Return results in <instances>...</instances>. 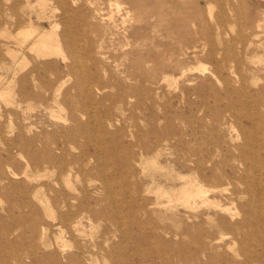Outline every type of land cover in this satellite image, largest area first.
<instances>
[{
	"label": "rangeland",
	"instance_id": "1",
	"mask_svg": "<svg viewBox=\"0 0 264 264\" xmlns=\"http://www.w3.org/2000/svg\"><path fill=\"white\" fill-rule=\"evenodd\" d=\"M0 31V264H264V0H0Z\"/></svg>",
	"mask_w": 264,
	"mask_h": 264
},
{
	"label": "bare ground",
	"instance_id": "2",
	"mask_svg": "<svg viewBox=\"0 0 264 264\" xmlns=\"http://www.w3.org/2000/svg\"><path fill=\"white\" fill-rule=\"evenodd\" d=\"M35 3V2H34ZM49 3H50V1H49ZM40 4V3H39ZM44 4V3H43ZM34 5V4H33ZM111 7V6H110ZM51 8V7H50ZM121 8V7H120ZM38 9H39V7H38ZM118 9V8H117ZM42 10H43V8H42ZM51 10V9H50ZM48 11V10H47ZM52 13H53V11H52ZM51 13V14H52ZM109 17V16H108ZM54 25V24H53ZM58 25V24H57ZM59 26V25H58ZM58 26H56L55 27V29L56 28H58ZM51 27V26H50ZM28 30V29H27ZM232 30V29H231ZM1 32V31H0ZM18 33H19V31H17ZM23 32V31H22ZM25 33H26V31H25ZM28 33V32H27ZM26 33V34H27ZM24 34V33H23ZM55 33H54V31H51V32H49V33H46L45 35L43 34V37H41L40 38V44H41V46L43 47V48H45V49H47V48H49V46H48V44H47V40H49V38L52 36V35H54ZM25 37H26V35H24ZM29 38V37H28ZM38 38V37H37ZM23 40H24V38H23ZM24 42V41H23ZM38 43V42H37ZM35 43H33V45H34ZM36 45V44H35ZM35 45L32 47V48H34L35 47ZM30 47V46H29ZM56 50V49H55ZM30 51V50H29ZM31 52H33V51H31ZM63 52V51H62ZM17 54V53H16ZM17 58V57H16ZM67 59V58H66ZM63 60V59H62ZM65 61V60H64ZM29 64V63H28ZM205 66V65H204ZM206 67V66H205ZM6 76V75H5ZM1 79V78H0ZM9 84V83H8ZM11 84V83H10ZM88 88V87H87ZM4 95V94H3ZM2 95V96H3ZM1 96V97H2ZM5 96V95H4ZM3 96V97H4ZM2 97V98H3ZM1 98V99H2ZM4 103V102H3ZM5 104V103H4ZM8 105H9V102H8ZM7 105V106H8ZM20 107V106H19ZM29 111V110H28ZM55 115V114H54ZM51 116H52V114H51ZM58 117V116H57ZM52 119H53V117H52ZM61 120V119H60ZM63 121H65V120H63ZM25 122V121H24ZM64 123H66V121L64 122ZM233 130V129H232ZM166 153V152H165ZM256 153V152H255ZM256 156V155H255ZM136 173V172H135ZM142 175H144V174H142ZM39 179V178H38ZM259 180V179H258ZM67 184H69V183H67ZM259 184V183H258ZM149 185H150V183H149ZM244 188V187H243ZM257 188V187H256ZM202 190H200V189H196V190H194L193 192L192 191H189V190H185L184 192H182V197L185 199V201H186V203H189V200L191 199V198H195V197H202ZM203 204H205V203H203ZM203 204H201V205H203ZM234 204V203H233ZM208 205V204H207ZM215 205V204H214ZM164 206V205H163ZM191 206V205H190ZM193 206V205H192ZM200 208V207H199ZM144 214V213H143ZM62 231V230H61Z\"/></svg>",
	"mask_w": 264,
	"mask_h": 264
}]
</instances>
